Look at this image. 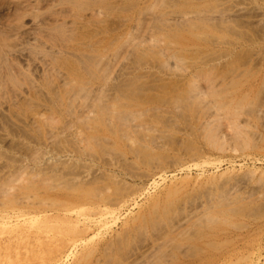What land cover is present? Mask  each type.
I'll list each match as a JSON object with an SVG mask.
<instances>
[{"label": "rangeland", "instance_id": "1", "mask_svg": "<svg viewBox=\"0 0 264 264\" xmlns=\"http://www.w3.org/2000/svg\"><path fill=\"white\" fill-rule=\"evenodd\" d=\"M0 264H264V0H0Z\"/></svg>", "mask_w": 264, "mask_h": 264}, {"label": "bare ground", "instance_id": "2", "mask_svg": "<svg viewBox=\"0 0 264 264\" xmlns=\"http://www.w3.org/2000/svg\"><path fill=\"white\" fill-rule=\"evenodd\" d=\"M240 7V6H239ZM238 7V8H239ZM236 8V7H235ZM243 8H241V10H242ZM236 10H237V8H236ZM234 11V10H233ZM238 11V10H237ZM237 11H236V13H237ZM243 11V10H242ZM241 11H240V8H239V11H238V13H240ZM234 13H235V11H234ZM170 61V60H169Z\"/></svg>", "mask_w": 264, "mask_h": 264}]
</instances>
